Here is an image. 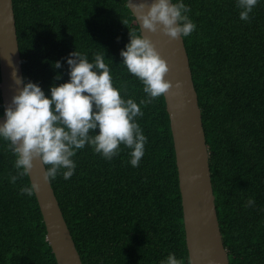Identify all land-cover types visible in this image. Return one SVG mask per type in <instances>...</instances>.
Listing matches in <instances>:
<instances>
[{
  "label": "trees",
  "instance_id": "obj_1",
  "mask_svg": "<svg viewBox=\"0 0 264 264\" xmlns=\"http://www.w3.org/2000/svg\"><path fill=\"white\" fill-rule=\"evenodd\" d=\"M197 25L183 37L209 150L213 190L230 264H264V0L239 18L235 0H185ZM24 78L46 94L68 77L71 51L105 52L115 82L143 97L120 65L129 30L141 34L128 0H13ZM119 37V39H117ZM60 60L56 69L53 62ZM61 80H54L56 74ZM1 82V75H0ZM0 91V117L3 115ZM147 142L138 166L128 149L111 160L86 145L76 171L51 180L83 264H159L169 252L190 264L170 119L164 95L141 105ZM98 131V130H97ZM0 141V264H57L35 193L15 184L14 154ZM249 197L255 204L245 206Z\"/></svg>",
  "mask_w": 264,
  "mask_h": 264
},
{
  "label": "clouds",
  "instance_id": "obj_2",
  "mask_svg": "<svg viewBox=\"0 0 264 264\" xmlns=\"http://www.w3.org/2000/svg\"><path fill=\"white\" fill-rule=\"evenodd\" d=\"M260 2L235 0L239 18L250 20V13ZM189 12L185 0L137 3L143 28L152 32L159 30L173 39L190 36L196 30ZM119 54L120 65L143 86L145 97L139 103L128 95L127 81L115 82L106 51L94 52L91 58L77 48L68 53L65 60L69 78L50 85L47 94L38 82L20 77L13 67L11 75L18 91L4 106V119L0 122V141L6 142V148L15 157V174L8 177L11 183L29 176L35 160L45 166L44 181L59 175L68 180L76 171L77 151L86 145L107 160L118 155L123 146L129 150L128 162L134 167L139 165L148 139L136 119L143 116L141 105L165 95L173 85L165 78L170 70L166 59L142 31L136 34L134 29L129 30V40ZM8 62L12 64L11 60ZM53 67L61 68L62 62H53ZM61 79L59 73L54 77V80ZM39 188V179L33 180L21 185L20 193L30 197ZM254 204V197H249L245 206ZM159 264H184V260L169 252Z\"/></svg>",
  "mask_w": 264,
  "mask_h": 264
},
{
  "label": "water",
  "instance_id": "obj_3",
  "mask_svg": "<svg viewBox=\"0 0 264 264\" xmlns=\"http://www.w3.org/2000/svg\"><path fill=\"white\" fill-rule=\"evenodd\" d=\"M138 2L150 4L152 0H128V5L140 31L154 42L170 69L165 78L171 80L173 86L164 98L174 140L190 264H230L215 202L202 110L184 38L173 39L159 30L152 32L143 28L137 14ZM13 67L24 78L13 0H0V91L3 106L18 91L11 75ZM3 119L2 115L0 122ZM44 168L39 160H35L29 178L30 182L39 179L40 188L35 195L46 226L47 241L57 264H83L52 182L43 180Z\"/></svg>",
  "mask_w": 264,
  "mask_h": 264
}]
</instances>
